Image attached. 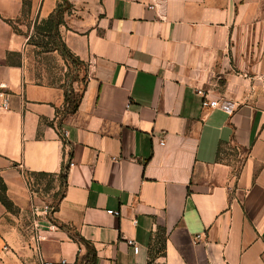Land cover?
<instances>
[{
	"label": "crops",
	"instance_id": "obj_1",
	"mask_svg": "<svg viewBox=\"0 0 264 264\" xmlns=\"http://www.w3.org/2000/svg\"><path fill=\"white\" fill-rule=\"evenodd\" d=\"M66 1L62 39L88 65L74 113L65 73L53 82L28 43L61 0H0V176L15 206L0 201V264L81 262L61 225L96 264H264V0ZM38 172L57 190L67 173L41 240Z\"/></svg>",
	"mask_w": 264,
	"mask_h": 264
},
{
	"label": "trees",
	"instance_id": "obj_2",
	"mask_svg": "<svg viewBox=\"0 0 264 264\" xmlns=\"http://www.w3.org/2000/svg\"><path fill=\"white\" fill-rule=\"evenodd\" d=\"M69 3L66 0H61L57 5L55 10L50 14L47 19L36 23L34 26V32L29 37L28 43L35 47L41 48L43 52H53L56 51L60 54L64 60L67 70L65 72V102L67 105V110L74 113L78 110L79 104L83 95V88L85 87L87 76H88V65L83 60H81L75 53H73L66 43L63 41L60 27L65 23L64 16L69 8ZM83 84V88L75 89L74 84ZM27 176H31L28 179L29 186L40 187L44 186L46 191L56 188L55 186V176L53 174L38 172L30 173ZM59 189L57 191V198L54 203L50 205L52 212H56L59 207V201L64 195V189L67 181V173L62 172L58 175ZM0 201L6 207L8 211L14 212L15 206L10 200L7 194V186L0 176ZM55 223L56 220L52 219ZM69 231L72 239L77 241L79 244L84 245L86 248V254L77 264H96L98 256L97 251L93 244L81 236L77 231L72 232L70 228L66 225H61ZM161 234L157 237L156 245L151 249L150 257L151 260L157 255H165L166 241H167V231L165 228H160Z\"/></svg>",
	"mask_w": 264,
	"mask_h": 264
},
{
	"label": "built area",
	"instance_id": "obj_3",
	"mask_svg": "<svg viewBox=\"0 0 264 264\" xmlns=\"http://www.w3.org/2000/svg\"><path fill=\"white\" fill-rule=\"evenodd\" d=\"M5 85L1 84L0 85V97L2 98V108L3 109H8L9 108V103H8V99H7V94L4 92L5 89ZM209 105L212 107L214 106H221L223 108H226V106L224 105H219L218 101H210ZM164 142L162 141L161 144H163ZM51 213H52V209L49 205L44 204L43 206H33L32 209V215H33V224L35 229L37 230L38 234H37V239L41 240L46 238V234H41V232L39 233V231H42L45 227L48 230H54L57 228V225L51 220ZM108 214L111 215H116L119 216L120 212L119 211H115V210H108L107 211ZM45 223L47 225H45ZM201 239V235H197L196 239H195V243L197 241H199ZM135 252H138V247L135 246L134 248ZM42 258V255H41ZM43 264H66L65 260L60 261L59 263H52V262H48V261H43Z\"/></svg>",
	"mask_w": 264,
	"mask_h": 264
},
{
	"label": "rangeland",
	"instance_id": "obj_4",
	"mask_svg": "<svg viewBox=\"0 0 264 264\" xmlns=\"http://www.w3.org/2000/svg\"><path fill=\"white\" fill-rule=\"evenodd\" d=\"M36 53H35V59L37 60V62L39 63H43L46 64L48 67V73L50 75H52V81L54 82L55 80H58V78L61 76V72L62 74L65 73L64 70L62 69V66H60L59 62H57V57L54 54H49V52H43V50L41 48H35ZM54 52V51H53ZM36 68L38 67L35 64ZM61 69V70H60ZM59 75V76H58ZM77 87V89H82L83 88V84H77L75 85ZM55 187V186H54ZM34 190L36 191L37 195L39 198H41V200L45 203H47L48 205H51L54 203L55 199L58 197L57 195V189L53 188L50 189L48 191H46L44 189V186L41 185L40 187L36 186L34 187ZM72 231V230H71ZM73 232V231H72Z\"/></svg>",
	"mask_w": 264,
	"mask_h": 264
}]
</instances>
